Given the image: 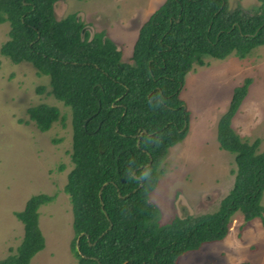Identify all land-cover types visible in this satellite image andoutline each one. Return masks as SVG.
<instances>
[{"label": "trees", "instance_id": "1", "mask_svg": "<svg viewBox=\"0 0 264 264\" xmlns=\"http://www.w3.org/2000/svg\"><path fill=\"white\" fill-rule=\"evenodd\" d=\"M57 1L0 0V24H10L0 55L48 76L47 94L71 110L72 167L63 191L77 264H177L185 253L223 240L236 211L247 221L261 217L264 150L259 139L243 140L231 127L248 78L217 124L219 148L231 152L235 164L232 187L218 208L162 224L149 193L168 149L187 133L188 111L179 97L184 76L207 57L243 58L264 45V0L250 10L231 8L228 0H164L141 26L126 61L103 32L85 29L77 13L57 18ZM27 113L41 131L60 119L59 109L46 103ZM53 198L34 194L15 212L22 240L0 264H29L44 249L38 209Z\"/></svg>", "mask_w": 264, "mask_h": 264}, {"label": "rangeland", "instance_id": "2", "mask_svg": "<svg viewBox=\"0 0 264 264\" xmlns=\"http://www.w3.org/2000/svg\"><path fill=\"white\" fill-rule=\"evenodd\" d=\"M164 0H58L57 18L77 13L85 29L103 32L131 60L141 26ZM231 8L250 10L258 0H228ZM9 22L0 24V45L9 39ZM250 79L247 93L231 119L243 139H259L264 150V45L243 58L230 53L222 59L207 57L184 76L179 97L188 111L187 133L168 149L149 199L157 207V221L176 215L215 211L232 187L235 167L231 152L216 139L220 116L229 107L235 88ZM43 87L38 92L37 89ZM49 77L37 75L28 63L14 64L0 55V260L20 245L23 224L15 216L34 194L53 195L39 207V227L45 247L29 264H77L71 251L72 213L63 191L72 167L71 110L47 94ZM39 103L56 106L60 119L46 131L29 121L27 109ZM63 117V118H62ZM261 205L264 207V191ZM264 213L244 220L236 211L223 240L187 252L177 264H264Z\"/></svg>", "mask_w": 264, "mask_h": 264}, {"label": "water", "instance_id": "3", "mask_svg": "<svg viewBox=\"0 0 264 264\" xmlns=\"http://www.w3.org/2000/svg\"><path fill=\"white\" fill-rule=\"evenodd\" d=\"M145 132H146V130L144 129V130L139 134V137H138V139H137L138 145H139V143H140V136H142L143 133H145ZM148 156H149V161H148V163H147L146 166L150 165L151 160H152L150 153H148ZM141 167H142V166H141ZM141 167H140V168H141ZM135 173H136V170L133 171V174H134V175H135ZM141 185H142V184L140 183L139 186H141ZM98 193H99V194L101 193V189L98 191ZM77 242H78V239L76 240V243H77ZM76 248H77V244H76Z\"/></svg>", "mask_w": 264, "mask_h": 264}]
</instances>
